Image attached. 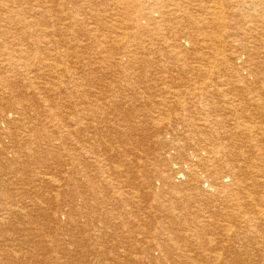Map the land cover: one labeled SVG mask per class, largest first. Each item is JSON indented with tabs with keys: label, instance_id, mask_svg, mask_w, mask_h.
Instances as JSON below:
<instances>
[{
	"label": "bare ground",
	"instance_id": "bare-ground-1",
	"mask_svg": "<svg viewBox=\"0 0 264 264\" xmlns=\"http://www.w3.org/2000/svg\"><path fill=\"white\" fill-rule=\"evenodd\" d=\"M13 2L17 6H10ZM0 24V50L11 49V53L0 52V147L7 151L4 158L0 156V232L11 229L14 233L19 232L24 239L23 243L17 242V238L7 233L0 235V264H7L4 261L20 264L31 258L33 252L49 250V235L45 240L39 239L38 237L44 236L43 233L36 236V228L30 225L46 214L39 210L43 203L48 205L57 201V193L81 198L85 208L68 213L67 223H61L59 211L53 214L55 223L64 233H60L61 237H57L50 246L67 251L68 256L81 253L80 256L83 254L85 257L84 263L126 264L131 261V254L127 255L128 252H125L128 247L121 244L134 243L139 246V236L145 239L144 235L153 228L139 224L138 229L134 226L135 230H132V227L129 229V226L124 225L126 231L123 233L128 231L130 238L124 234L122 236L121 232V236L128 240L117 241L121 238L118 228L113 224L117 219H121V214L119 215L120 211H115L116 206L123 202H127V205L152 202V213L140 209L136 214L131 208L133 218L122 221L123 224L166 222L168 225V228L155 231L157 237L166 235L168 241L173 239L174 241L169 243L172 245L173 242L174 246L164 239L166 243H159L152 252L147 249V254H144L146 264H166L169 259H174L173 264H202L201 259L204 257L216 258L215 264H264V147L257 152L259 154L253 155L255 157L251 160L246 153L239 152L241 149L243 151V146L240 149L230 146L234 145V141L241 143L246 140L253 143L261 132L264 136V0H0ZM12 31H17V35ZM145 39L149 44L145 43ZM93 45H97L95 50L98 55L105 54L104 59L108 57L107 60L114 64L110 67H125L123 73L126 78L124 77L125 83L122 84L126 88L119 89L125 90L122 94L123 101L116 96L121 94V91L112 89L113 92L109 94L110 88L104 86L97 92L99 95H91L95 90L90 77L93 74L91 71L100 72V65H107L96 62L97 59L94 62L95 55L88 61L91 49H87ZM41 47V53L45 52L46 61L50 63L47 65L50 76H58V83L61 75L59 73L68 61L66 58L70 59L72 56L79 60L78 66L74 65L71 81L60 82L61 91L57 87L50 90L54 96L59 97H55L56 100L60 99L63 89L69 94L83 93L88 98L75 106L71 114L62 116L58 103L50 100L44 93H39L44 88L38 89L36 83V87L29 85L30 81L38 79L39 73L36 71L41 72L45 67L43 65L44 67L39 69L41 63H32V66L28 63L29 60L33 61L31 56L35 59L34 50L38 51ZM120 47L124 51H119ZM134 48H141L140 51L143 52L139 53ZM27 56L30 58L27 59ZM139 63L145 67H142L145 69L144 79L135 84L136 81L134 83L132 76L129 78L127 72L133 71L134 66ZM113 68H110L111 71ZM107 71L104 75L108 74ZM79 75L82 77H76ZM86 75H89V78L83 79ZM113 77L115 75L111 78ZM205 79L221 85L219 90H211L212 86H207ZM14 82L19 84L13 85ZM26 84L31 88L29 91L23 89ZM158 84L162 85V88H159ZM236 85L242 89L248 87V93L247 90L240 92L239 88L238 91L232 92L237 90ZM232 86L235 87L232 89ZM223 87L225 89H221ZM47 91L49 92L48 89ZM136 103L141 107L145 105L142 108L151 109L147 114H143L145 117L136 115L138 117L134 118V121L131 117L132 134L139 135L149 131L151 133L152 129L158 130L157 125L160 126L162 119H175L173 121L180 128L170 132V140L183 143L179 148L173 149L176 152L174 154L165 152L164 158L148 160L147 164L144 161L142 168L137 164L136 167L146 170L143 172L142 184L137 181V172L134 174L138 168L134 170V167L133 173L130 174L132 177H129L128 170L132 167H127L132 163L129 164L128 160V165L126 157V161L122 160L124 162L117 167L110 165L116 163V159L123 158L131 149L125 145L113 147L111 141L114 142L117 138L130 139L129 135L123 136L128 127L124 124L128 122L125 117L129 113L124 109L132 110L131 107ZM2 110L8 111L12 116L1 113ZM182 116H189L192 120L185 121ZM61 126L71 129L77 135L88 128L90 132L82 137L85 138L83 140H73L74 143L77 142L73 147L67 140L72 132L65 137L66 132L64 133ZM98 137L101 140H97ZM7 144L11 145L10 150L7 149ZM30 145L36 146L32 152L47 151L51 153L49 155L56 156L57 160L53 162L61 163L60 174L58 173L60 180L52 176L47 177L45 173H41L44 177L37 179L39 173H36V176L33 175V182L38 185L37 188L31 189V184L29 188L25 186V190L17 188L19 181L23 180L22 177H9L8 182L4 180V176L16 173L17 169L6 173L3 166L9 161H18L24 157L22 150ZM72 148H75V153L70 154ZM118 150H122L124 154L120 156ZM127 156L132 157L131 154ZM25 158L23 162L31 171L41 165H45V168L50 165ZM50 160L52 159L49 158L48 161ZM240 160L242 162L236 163ZM76 161H81L83 168L82 165L76 164ZM130 161L133 162L131 159ZM61 167L64 169H60ZM46 169L48 170V167ZM50 173L53 175L52 171ZM122 177H127V180L123 181ZM25 180H31L32 183L31 178L26 177L23 181ZM77 183L85 186V190L76 188ZM42 189L46 190V194L39 193ZM34 193L36 196L33 198ZM29 195H32L30 199ZM18 197H21V200ZM59 200L60 198L57 207L61 205ZM205 200L206 203L210 200L211 204L207 205L209 213L205 211L209 215L203 213L207 216L202 219L204 216L193 215L195 209L192 208ZM8 202H13L12 206H4ZM66 202L62 205H67ZM123 210L127 209L123 207ZM126 214L129 213L125 212ZM77 217L82 218L86 228H89L79 232H86L83 242H93L89 244L93 247L88 250L86 247L80 249L75 246L77 240L72 238L73 232L68 233L67 228L65 229V226H72L73 222L78 220ZM16 219H19V222L31 223L30 227H26L25 235H22V225L25 224L22 222L17 225ZM235 221L247 225L239 230L233 226ZM221 222L229 224L221 225ZM209 225H215L214 229L208 228ZM39 228L38 226L37 229ZM191 232L201 240L198 242L199 248L197 247L204 253L203 257L200 256L201 259L196 253L195 256L188 251L191 247L193 251L195 249L189 244L194 241L189 235ZM231 235L238 240L240 247H236L234 254L229 255L232 253L230 246L222 242L232 241ZM186 242L189 245H186ZM20 243H23L21 248L25 252L16 253L14 249ZM36 245H39V248H35ZM181 245L186 246V249L179 248ZM122 247L126 254L120 251ZM222 252L231 259L218 261L223 256ZM87 254L95 256L94 263L90 262ZM98 256H103L105 260ZM132 261L134 263V260ZM53 263L70 264L60 256L40 260V264ZM210 263L212 264V261Z\"/></svg>",
	"mask_w": 264,
	"mask_h": 264
},
{
	"label": "rangeland",
	"instance_id": "rangeland-1",
	"mask_svg": "<svg viewBox=\"0 0 264 264\" xmlns=\"http://www.w3.org/2000/svg\"><path fill=\"white\" fill-rule=\"evenodd\" d=\"M10 6H17L16 5V3H11L10 4ZM15 21H16V19H15ZM1 25V24H0ZM19 29H21V28H19ZM12 32H14L16 35H17V31H12ZM135 38V37H134ZM169 39V38H168ZM148 40V39H147ZM29 41H31V39L29 40ZM145 43H146V39H145ZM146 44H149L148 43V41H147V43ZM95 45V44H94ZM91 46V48H88L87 50L89 51L90 49L92 50H90L89 52L91 53L90 54V56L88 57V56H86V57H88V61H89V59L90 58H92V56L93 55H95V56H93V61L95 62L96 61V59H97V61L96 62H101V64L103 63V64H107L106 66L110 69V68H113L114 66H112V67H110L111 65H114V64H112V63H110L108 60H109V58L107 57V59L105 58L104 59V57L106 56L105 54H104V56L102 55H98L97 54V51L95 50V49H97L98 47H97V45L96 46ZM105 46H107L106 44H104ZM229 45H230V42H229ZM102 47H105V46H103V45H101ZM97 47V48H96ZM93 48V49H92ZM43 47H41L39 50H41V51H37V50H34V52H35V55L36 56H34L35 57V59L37 60H35V59H33L32 58V56H31V58L29 57V56H27V59L28 58H30L31 60H33V61H30L29 60V62H28V60H27V62L28 63H30V65L32 64V65H34V64H37V63H41L40 65H39V69L41 68V67H44V69H43V71H41V72H38V71H36L37 73H39V76H38V79H34L33 81H30L29 82V85L31 84V85H34L35 87H36V85H37V88L38 89H41V88H44V89H41V92L39 91V93L40 94H43L44 93V95L45 96H48L49 97V99L50 100H54V101H56V103H58V108H59V110H61L60 112H61V114H62V116H65L66 114H68V113H72L73 112V110H74V108H75V106H77V105H79L83 100H86V99H88V98H86V96H84L83 95V93H73V94H69V93H66V89H63L62 90V93L60 94V99L59 100H56L55 99V97L56 96H54L53 94V91H50V90H55V88L57 87V89H59L60 91H61V83L63 82V81H71V78H72V76H73V72L72 71H74V69H75V67H76V65L78 66V62H79V60H78V58H74V57H69L70 59H68V58H66V61H67V64H68V66H67V64L66 65H64L65 66V68H63V71H60V73H59V75H60V82L58 83V76H56V77H51L50 76V71H49V68H48V64H50L48 61H46V58H45V52L44 53H41V52H43ZM132 49V48H131ZM121 50H123V48L121 49V47H120V49H119V51H121ZM134 50H137V52H139V53H141V52H143V51H140V50H142L141 48H134ZM1 51H4V52H6V53H11V49L10 48H3L2 50H0V52ZM44 51H45V48H44ZM62 51H65L64 49H62ZM124 51V50H123ZM37 52V53H36ZM94 54H93V53ZM96 52V53H95ZM136 52V53H137ZM38 55H40V56H38ZM44 56V57H43ZM37 57H39V58H37ZM43 57V58H42ZM98 57V58H97ZM41 58V59H40ZM44 58H45V61H44ZM72 58H74V59H72ZM99 58L102 60H99ZM43 59V60H42ZM104 59V60H103ZM39 60V61H38ZM41 60V61H40ZM76 60V61H75ZM78 61V62H77ZM104 61H108V63L110 64H108L107 62L105 63ZM42 62H43V64H42ZM48 62V63H47ZM73 65H72V64ZM72 66H71V65ZM129 64V63H128ZM140 64V65H139ZM138 65H136V66H134V68H133V71H129V72H127L128 73V75H130L129 76V78L131 77V80L133 79V82L134 81H136V83L135 84H139V82H141V81H143V79H144V77H143V75H144V71H145V69H143L142 67H144L141 63H139ZM31 65V66H32ZM44 65V66H43ZM48 65V66H47ZM74 65H75V67H74ZM67 66V67H66ZM71 66V67H70ZM104 65H100V72H98L99 70H97V72H96V70H94V71H91L93 74L92 75H90V77H92L91 78V81H92V86H93V89H95V90H93L92 91V94L91 95H99L97 92L100 90V89H103L101 86H104V87H109L110 89H109V94L111 93V92H113L112 91V89L113 90H117L116 92H120L121 91V94H119L118 93V95L116 94V96L118 97L119 96V100L121 101H123V93H124V91L125 90H119V89H121V88H123V89H125L126 87H123V85L124 84H122V83H125V82H123L124 81V77H125V75H124V70H126L125 69V67H123V66H116L115 68H113V70L111 71V69L110 70H106V69H108L106 66H104V67H106V68H104L103 67ZM139 66V67H138ZM70 69H69V68ZM124 69H123V68ZM127 67V66H126ZM140 67H141V69H140ZM46 68V69H45ZM71 68H73V70L71 69ZM127 68H130V67H127ZM145 68V67H144ZM102 69H104V70H106L107 71V75H104L105 74V72L106 71H104V70H102ZM120 69V70H119ZM143 69V71H141ZM83 70H86V69H83ZM82 70V71H83ZM102 70V71H101ZM114 70H116V72H118L119 74H117L116 72L114 73ZM80 71V70H79ZM121 71V72H120ZM137 71V72H136ZM33 72H35V71H33ZM35 72V73H36ZM43 72V74H41ZM45 72H47V73H45ZM86 72V71H85ZM104 72V73H103ZM111 72H113V73H111ZM141 72H143V73H141ZM35 73H33L34 75H35ZM99 73V74H98ZM101 73V74H100ZM103 73V74H102ZM132 73H134V75L132 74ZM137 73V74H136ZM49 76H48V75ZM72 74V75H71ZM97 74H98V76H97ZM132 74V75H131ZM45 75V76H44ZM58 75V74H57ZM66 75V76H65ZM113 75H115V77L117 78H115V77H113V78H111ZM118 75H120V76H118ZM111 76V77H110ZM50 79H49V78ZM76 77H82L81 75H79V76H76ZM89 78V75H86L83 79H85V78ZM111 79H110V78ZM119 77V78H118ZM140 77V78H139ZM41 78V79H40ZM46 78H48V79H46ZM65 78V79H64ZM95 78V79H94ZM100 78H104L103 80H101ZM116 80H115V79ZM126 78V77H125ZM136 78V79H135ZM43 79H44V81L46 82V83H44V81H43ZM52 79V80H51ZM57 79V80H56ZM98 79H100V80H98ZM106 79V80H105ZM120 79V80H119ZM50 82H49V81ZM97 81L96 83L94 82L93 83V81ZM139 80V81H138ZM206 80V79H205ZM204 80V81H205ZM35 81V82H34ZM43 81V82H42ZM54 81H57V82H54ZM100 81V82H99ZM102 81V82H101ZM31 82H33V83H31ZM117 82V83H116ZM19 84L18 82H14L13 83V85H17V84ZM34 83H36V85L34 84ZM47 83H49V85L47 84ZM58 83V84H57ZM100 83V84H99ZM119 83V84H118ZM205 83L207 84V86L208 85H210L209 87H211L212 89L211 90H213V91H215V90H219V88H220V86L221 85H218V83H211V81L209 80V79H207L206 81H205ZM28 84V83H27ZM27 84L25 85L26 87H27V89H25L26 87L24 86L23 87V89L24 90H28L29 91V89H31L30 88V86H27ZM42 84V85H41ZM44 84L46 85V86H44ZM60 84V85H59ZM102 84V85H101ZM135 84H133V86L135 85ZM216 84V85H215ZM54 85V86H53ZM95 85V86H94ZM97 85H98V87H97ZM159 85V88H162L161 86H160V84H158ZM218 85V86H217ZM39 86V87H38ZM51 86V87H50ZM122 86V87H121ZM215 86V87H214ZM217 86V87H216ZM235 86H232V89L234 88ZM192 89H193V87H191ZM238 88H239V91L240 92H245L246 90V92L248 93V87L246 88V89H242L239 85H236V88L235 89H237V90H234V91H232V92H236V91H238ZM241 88V89H240ZM47 89L49 90V92L47 91ZM56 89V91L57 92H59L58 90ZM130 89H132L133 90V88H130ZM221 89H225V87H223V88H221ZM230 89V88H229ZM231 89V90H232ZM87 91L89 90L88 88L86 89ZM132 90L130 91L131 93H132ZM209 91H211L210 89H208ZM231 90L229 91V92H231ZM244 90V91H243ZM95 91V92H94ZM213 91H211V92H213ZM115 92V93H116ZM94 93V94H93ZM126 94H127V92H125ZM76 94V95H75ZM69 95V96H68ZM72 95V96H71ZM41 96V95H40ZM78 96V97H77ZM84 96V97H83ZM62 97V98H61ZM56 98H59V97H56ZM73 98V99H72ZM69 100V101H68ZM64 101V102H63ZM72 101V102H71ZM74 101V102H73ZM66 102V103H65ZM61 104V105H60ZM121 104V103H120ZM126 104H128L127 102H126ZM134 105V104H133ZM138 105V107H136ZM134 107V108H133ZM141 106H140V104H138V103H136L134 106H132L131 108H132V110L129 108L128 110L125 108L124 109V111L127 113V111L129 112V113H131V114H129V113H127V115H126V117H125V119L127 118V121L128 122H126V123H124L125 124V127H127L126 129H125V133L123 134V136H130L129 138L130 139H121V138H117V139H115L114 140V142L113 141H111L113 144H112V146L113 147H122V145H123V147H124V145H125V147H127L128 149H130V150H128V154L127 153H125L126 155H123L124 154V152L122 151V150H118V151H120L119 153H121L120 154V156L121 155H123V158H119V160L118 159H116V163H110V165H113L114 167H117L119 164H122L124 161H122V160H124L125 159V161H126V158H127V161H126V163L128 164V160H129V164L130 163H132L131 164V166L129 165H127L126 167H127V169H129V168H131L132 167V169L130 170H128V171H130L129 172V175L130 174H132L133 173V168H134V170H136L138 167L140 168L142 165H143V163H144V161H145V163L147 164L149 161H151V160H153V159H156V160H158L159 158H164L165 156H166V154H165V152H172L173 154L174 153H176L175 152V150H173L174 148H179L180 147V145H183V143L181 142V143H178V141H174V140H170V136L172 135H170V132L172 133V130H177V129H179L180 127H178L177 125H176V123H175V121H173V120H175V119H172L171 121L170 120H163L162 119V121H160V126L159 125H157V127H158V130H156L155 131V129H152L151 130V133H150V131L149 132H145L144 134H141V133H139V135H136V134H132V132H133V130H131V125H130V123H131V120L133 119V121H134V118H137L139 115H142L143 117H145L144 115H145V113L147 114L148 113V110L149 109H151L150 107H148V108H142V107H145V105L144 106H142L141 108H140ZM61 108V109H60ZM71 108V109H70ZM133 109H135V110H133ZM72 110V111H71ZM144 110V111H143ZM69 111V112H68ZM131 111H133V112H131ZM140 111H141V113H140ZM1 113H6V115H9V116H12V114H10L8 111L6 112L5 110H2L1 111ZM70 113V114H71ZM173 113V112H172ZM144 114V115H143ZM125 115V113L123 114V116ZM135 115V116H134ZM136 115H138V116H136ZM141 116V118L140 119H142L143 117ZM131 117H133L132 119H131ZM183 117V119L186 121H189V120H192V118L191 117H189V116H182ZM118 118V117H117ZM139 119V120H140ZM120 120L122 121L123 119L122 118H120ZM138 120V119H137ZM163 121H165V122H163ZM167 121H168V123H167ZM55 122H58V121H55ZM128 123V124H127ZM129 125H130V127H129ZM61 127H63V126H61ZM165 127H167V129L165 128ZM64 128V133H65V137H67V136H69V134H71V132H72V130L71 129H69V128H67V127H63ZM66 128V129H65ZM130 128V129H129ZM127 129H128V131H127ZM162 129V131L163 132H165L164 134L162 133V131H160ZM164 129V130H163ZM165 129H166V131H165ZM75 130V129H74ZM129 130L131 131V132H129ZM170 130V131H169ZM127 131V132H126ZM153 131H155V133L153 132ZM89 128L86 130V131H83V132H80L78 135L77 134H75L74 132H72V134H71V136L67 139L68 140V142H70V144H71V146L73 145V147H74V144H76V143H74L75 141H73V140H76V141H78V140H81V138L84 136V135H88L89 134ZM149 133H150V135H152L153 134V136L151 137L150 135H149ZM168 133V134H167ZM262 133L263 132H261V136L259 135V138L258 139H255L256 141H253V143L251 142H246V140H245V142H237L236 143V141H234L233 143H234V145H230L231 147L233 146V147H239V149L240 148H242V146H243V151H242V149L239 151V152H243L244 154L246 153L250 158H251V160H252V158L254 159V157L255 156H253V155H257V154H259V153H257V152H259V150H262V148L264 147V136L262 135ZM141 134V135H140ZM165 134H166V138H165ZM135 138V139H133V137ZM136 136H138L137 138H136ZM140 136V137H139ZM141 136H143L144 138L145 137H147V136H149V137H147V138H141ZM132 138V139H131ZM165 138V139H164ZM83 139H85V138H82V140ZM141 139V140H140ZM144 139V140H143ZM168 139V140H167ZM249 139H251V138H249ZM249 139H248V141H249ZM97 140H101V138H97ZM131 140L133 141V142H131ZM135 140H137V141H135ZM155 140V141H154ZM253 140V138L251 139V141ZM262 140V141H261ZM93 142L95 141L94 139L92 140ZM118 141H119V143H118ZM129 141V142H128ZM138 141H140V142H138ZM257 141H259V142H257ZM58 142V141H57ZM135 142V143H134ZM174 142V143H173ZM176 142V143H175ZM256 142L258 143V145L256 144ZM120 143H121V146H119L120 145ZM134 143V144H133ZM249 143V144H248ZM115 144V145H114ZM136 144H138V145H136ZM193 144V143H192ZM236 144V145H235ZM237 144H238V146H237ZM247 144V145H246ZM260 144H262V145H260ZM166 145H168V146H166ZM173 145V146H172ZM251 145V146H250ZM253 145V146H252ZM256 145V146H255ZM129 146V147H128ZM132 146V147H131ZM137 146V147H136ZM166 146V147H165ZM193 146V145H192ZM241 146V147H240ZM258 146V148L256 149V147ZM11 148V145L10 144H7V149H9L10 150V148ZM169 147V148H168ZM230 147V148H231ZM250 147H252V148H250ZM47 148V147H46ZM132 148H134V149H132ZM34 149H36V146L35 145H30V146H27V147H25L23 150H22V153H23V156L24 157H22L21 159H19L18 161H9V162H7V164L5 165V166H3L4 168H5V171H6V173H11L13 170H15V169H17V172L16 173H12V175H8L7 177L6 176H4V180L6 181V182H8V178L9 177H11L12 179H14L15 178V176H18V177H22V179L24 180L26 177L28 178V179H32V183H31V180H30V182H29V180H25V181H19V184L17 185V188L18 189H24L25 190V186H27L26 188H29L28 186L29 185H31L32 184V188L31 189H33V188H37L36 186H38V185H36V184H34V182H33V179H34V177L36 176V173H39V174H37V179L39 178V177H44V176H42V174L41 173H43V175H44V173H45V176H47V177H50V176H52V177H55V178H57L58 180H60L61 178H60V176H59V174H60V170H59V165L61 164L60 163V161L59 162H53V161H56L57 160V158H56V156L54 155V154H52V155H49V154H51L50 152H47V151H44V152H32ZM136 149V150H135ZM246 149V150H245ZM254 149H255V151H254ZM264 150V149H263ZM55 151V150H54ZM53 151V152H54ZM131 151H133L132 153H131ZM136 151V152H135ZM251 151V152H250ZM254 151V152H253ZM6 150H5V148L4 149H1V147H0V156H2L3 158L5 157V154H6ZM52 152V153H53ZM73 153H75V148H72L71 150H70V154H73ZM129 154H131V156L133 157H129V156H127V155H129ZM137 154V155H136ZM49 155V156H48ZM134 155V156H133ZM149 156V158L147 157V156ZM8 156H10V154L8 155ZM11 157V156H10ZM25 157H27V158H30V159H33V160H37L38 162H40V163H45V164H50V165H47L46 166V168L48 167V170L44 167L45 165H41L40 167H37L36 169H34V168H32V171H31V169H29L28 170V168H26V166H25V164L26 163H24L23 161L26 159ZM126 157V158H125ZM129 157V158H128ZM134 157H135V159H134ZM147 157V158H146ZM52 159V160H50V161H48V159ZM130 159L134 162H136V161H138L137 163H133V162H131L130 161ZM141 159V160H140ZM143 159V160H142ZM242 160H243V158H241ZM149 160V161H148ZM242 160H240V161H237L236 163H239V162H242ZM141 161H143V162H141ZM197 162L195 161L194 162V164H196ZM263 163H264V159H263ZM76 164H79V165H82V162L81 161H76ZM140 165V166H138V165ZM132 165H134V166H132ZM83 166L84 165H82V168H83ZM136 166H138V167H136ZM51 167V168H50ZM56 167V168H55ZM58 168V169H57ZM63 167H61L60 169H62ZM137 169V170H139V171H134V174L136 173V177H137V181H138V183L140 182L141 184L143 183V180H144V177H143V172L144 171H146L145 169ZM142 168V167H141ZM50 169V170H49ZM64 169V168H63ZM39 170V171H38ZM45 170H47V171H45ZM53 170H54V172H53ZM56 170H58L57 172H56ZM28 171V172H27ZM50 171H52V173H53V175L50 173ZM150 171H152V168L150 169ZM48 172V173H47ZM132 172V173H131ZM5 173V174H6ZM18 173V174H17ZM59 173V174H58ZM40 174H41V176H40ZM51 174V175H50ZM137 174H139V175H137ZM140 174H142V175H140ZM33 175H35V176H33ZM49 175V176H48ZM59 177V178H58ZM129 177H132L131 175L129 176ZM142 178V179H141ZM122 180L123 181H125V180H127V177H122ZM133 179H131V181H132ZM2 181H0V183H1ZM21 182V183H20ZM139 183V184H140ZM38 184V183H37ZM43 185H45V184H43ZM11 186V185H10ZM41 186V185H40ZM75 186V185H74ZM76 188H80V189H82V190H85V186H82L81 184H78L77 183V185L75 186ZM12 188V187H11ZM43 188H45L44 186H43ZM47 189H49L48 188V186L46 187ZM44 190V191H43ZM11 191V190H10ZM37 191V190H36ZM42 191V192H41ZM41 191H39V193L40 194H43L44 192V194H46V190L45 189H42ZM35 192V191H34ZM54 192H56V191H54ZM57 193V192H56ZM35 195H33V198L36 196V193H34ZM18 195V194H17ZM32 196V195H31ZM31 196L29 195V199L31 198ZM56 197H59L60 198V200H59V202L61 203V205L59 206V207H57V202H58V199L59 198H57V201H53V203L52 204H46V203H43V205L40 207V209L39 210H42V211H44L46 214H43V215H41L40 217H39V219L37 220V222H32L33 224L32 225H30V224H27V222H23L25 225H22V227H24V231H23V233H22V235H25L26 234V227L28 226V227H30V226H32L33 228H36V230H37V233H35L36 234V236L38 235V233H43V237H38L39 239L40 238H43L44 240L45 239H47V236L49 235V238L47 239L48 240V248H49V250H47V251H45V252H43V251H41V252H33V253H31V258H29V259H27V261H24L23 263H20V264H40V260L41 259H47L48 257H55L56 258V256H60V258L62 257V260H65V261H69V263L70 264H77V263H79V264H82V263H84V258L85 257H83L84 255L82 254V256H80V254H75V255H71V256H68L67 255V251H65V250H62V249H59V250H57V249H54L53 247H51L50 246V243L51 242H54V241H56L58 238L57 237H61V234H63L64 232L62 231V230H60V227L57 225V223H55L56 221L53 219L54 218V213L56 214L58 211H59V217H60V219H61V223L63 222H65V223H67L68 222V217H67V214L69 213H74V212H76L77 210H79V209H83V208H85V205H83V203H82V199L81 198H79V197H75V196H73V195H71V194H66V195H61V194H56ZM75 197V198H74ZM19 198V200H21V197H18ZM74 199V201H72ZM32 200V199H31ZM67 201V202H66ZM167 201V200H166ZM165 201V202H166ZM206 201L207 200H205V201H203V202H200L201 204H199V202L197 203V204H195L194 205V208H192V209H195V210H193V211H195V212H193L194 214L193 215H198V216H204V218H202V219H205V217L207 216V215H209L208 213H209V206H207L208 205V203H210L211 201L210 200H208L209 202L208 203H206ZM63 202H66L67 203V205H62V203ZM162 202H164V200H162ZM0 203H2V201L0 202ZM124 203V202H123ZM123 203H121V205L123 204ZM151 203L152 202H149V203H145V202H142L141 204H140V202H138V203H136L137 204V206H136V204L134 203V204H129V205H127L128 203L126 202L125 204H123L124 206V208L125 209H127V210H123V207L121 206V205H117L116 206V212H119V215L121 214V216L119 217V218H121V219H117V221L116 222H114L115 224H113L114 226H116L117 228H118V234L120 235V238L121 239H119V240H117V241H121V240H124V239H126V240H128L127 238H124L125 236L127 237L128 235H130V233L127 235V233H128V231H127V233H123V231H126V228L125 227H123L124 225L125 226H129V229L131 228L132 230H135V229H138L140 226H138L137 227V225H139V224H142L144 227H146V228H153L154 229V231L155 230H162L163 228H168V225H166L165 223L166 222H127V224L125 223V224H123V222L122 221H127V220H131V218H133V209L135 210V212H136V214L138 213L137 212V210H140V209H144L145 211H147V212H149V213H152L151 211V209H150V206H152L151 205ZM12 204H13V202H8V203H5L4 204V206H12ZM20 204V203H19ZM30 204V203H29ZM139 204V205H138ZM203 204H204V207H203ZM211 204V203H210ZM25 205V204H24ZM23 205V206H24ZM147 205H149V206H147ZM129 208H128V207ZM132 206H135V207H132ZM138 206H140V207H138ZM196 206V207H195ZM0 207H1V205H0ZM121 207V208H120ZM208 207V208H207ZM131 208H133L132 209V211H130V209ZM139 208V209H138ZM203 208V210H201ZM19 209H21L20 207H19ZM147 209V210H146ZM149 209V210H148ZM206 209V210H205ZM212 209V208H211ZM210 209V210H211ZM123 210V211H122ZM129 210V211H128ZM151 210V211H150ZM197 210V211H196ZM60 211H62V213L60 214ZM122 211V212H121ZM204 211V212H203ZM205 211H207V212H205ZM216 211H218V209L216 210ZM239 211V210H238ZM125 212H128L129 214H126L125 215ZM200 214H199V213ZM202 212V213H201ZM222 212V211H221ZM157 213V212H156ZM203 213H207V215H203ZM50 214V215H49ZM122 214H124L123 216H122ZM0 215H2V213H0ZM154 215V214H153ZM163 215V214H162ZM161 215V216H162ZM47 216H52L51 217V219H50V217H47ZM131 216V217H130ZM123 218V219H122ZM77 219L78 220H76V222H73V224H72V226H70V227H66L65 226V229L67 228V230H68V233L69 232H73V234H72V238H76L75 240H77V242H76V244H75V246H77V247H79L80 249H84L85 247H86V249L88 250L89 248H91V247H93L92 245H89V244H92L93 242L92 241H89V242H83V238H84V235L86 234V232L85 233H79L80 231H82V230H85V229H89V228H86L87 227V225L85 224V222L83 221V219L82 218H80V217H77ZM16 222H17V225H20V224H22V222H19V219H16L15 220ZM120 221V222H119ZM49 222V223H48ZM54 222V223H53ZM236 222V221H235ZM234 222V223H235ZM51 223V224H50ZM137 223V224H136ZM233 223V226H235L236 227V229H242V228H244L246 225L243 223V222H236V224H234ZM120 226H119V225ZM129 224V225H128ZM136 224V225H135ZM164 224V225H163ZM194 224H195V222H194ZM226 225V224H229V223H227V222H221V225ZM30 225V226H29ZM141 225V227L143 228V226ZM147 225V226H146ZM38 226L40 227L39 229H37L38 228ZM119 226V227H118ZM134 226H135V229H134ZM210 226V227H209ZM209 226H207L208 228H212V229H214L213 228V226H215V225H209ZM212 226V227H211ZM115 227V228H116ZM123 227V228H122ZM234 227V228H235ZM122 228V229H121ZM208 228H206V230L208 229ZM233 228V229H234ZM125 229V230H124ZM153 229H152V231H147V233L144 235V237H145V239L143 238V237H141V236H139V238L138 239H140L139 240V243L138 244H140L139 246L137 245H134V243H123V244H121V245H125L126 244V246L128 247L126 250H125V252H128L127 253V255L129 254H131L130 256H131V261H128L126 264H146L145 262V258H146V255L144 256V254H147V252H148V250L147 249H149V251L150 252H152L155 248H157L158 246H159V243H166V241H168L169 239H168V237L165 235V236H163V237H157V234H156V231H155V233H153L154 231H153ZM235 229V230H236ZM8 230H11V229H8ZM8 230H6V231H4V233H2V232H0V235H3V234H9V235H12L13 237H15V238H17V242H23L24 241V239L19 235V232L18 233H14V231L13 230H11V231H8ZM60 230V231H59ZM235 230L232 232V235H234V233H235ZM121 232H122V236H123V234L125 235L124 237H122L121 236ZM61 233V234H60ZM47 234V235H46ZM81 234V235H80ZM189 235H190V237L192 238V241L193 242H191V243H189L188 242V240H190L191 238L189 237V239L187 240L186 239V241L189 243V244H192V246L195 248L194 249V251H193V249H192V247L190 248V250H188V251H191V253L193 254V255H195V253H196V255L197 256H201V257H203V255H204V253H202V250H199L198 248H199V245H198V242H200L201 240L194 234V233H189ZM231 235V238H232V241L230 240H226V241H224V242H222V243H226V245H228V246H230V250L232 251V253L230 252L229 253V255H232V254H234L233 252L236 250V247H240V244H239V242H238V240H236L235 238H234V236H232ZM244 235H246V233L244 234ZM39 236V235H38ZM206 236V235H205ZM212 236V235H211ZM211 236H209L208 235V237H211ZM141 237V238H140ZM167 237V238H166ZM195 237H197L198 238V240H197V238H195ZM207 237V236H206ZM205 237V238H206ZM222 237V236H221ZM123 238V239H122ZM128 238H130V236H128ZM187 238V237H186ZM213 238H216L215 236H213ZM42 239V240H43ZM164 239H166V241L164 240ZM143 240V241H142ZM157 240V241H156ZM200 240V241H199ZM224 240V239H223ZM149 241V242H148ZM161 241V242H160ZM171 241H174L173 239H171L170 241H168V244L169 245H171V243H169V242H171ZM196 241V242H195ZM81 242V243H80ZM186 242V245H189L188 243ZM24 243V242H23ZM23 243H20L19 244V246L17 247V248H15L14 249V251L16 252V253H18L19 251H23L22 250V248H21V246H23ZM156 243V244H155ZM136 244V243H135ZM89 245V246H88ZM134 245V246H133ZM172 245L174 246V244H173V242H172ZM171 245V246H172ZM88 246V247H87ZM135 247V249H131V248H133V247ZM141 246V247H140ZM221 246V245H220ZM255 245H253V247H254ZM35 248H39V245L37 246H34ZM137 247V248H136ZM198 247V248H197ZM218 247H219V244H218ZM253 247L251 246V249H253ZM179 248H181V249H186V246H184V247H182V245H181V247H179ZM220 248V247H219ZM218 248V249H219ZM131 249V250H130ZM141 249V250H140ZM153 249V250H152ZM199 251H198V250ZM123 250V247L120 249V251H122ZM249 250V249H248ZM124 251V250H123ZM122 251V252H123ZM216 252H219L218 250H215ZM23 252H25V251H23ZM135 252V253H134ZM142 253V254H141ZM186 253V252H185ZM190 253V255L191 256H193L192 254ZM197 253H199V255L197 254ZM223 253V256H221V260H218V261H221L222 262V259H223V261L226 259V258H228V259H231V257H227V255H226V253L225 252H222ZM122 254H126V253H122ZM158 253H156V255H157ZM134 255V256H133ZM195 255V256H196ZM212 255H214V254H212ZM216 256V255H215ZM81 257V258H80ZM83 257V258H82ZM87 257L89 258V259H91L90 260V262L91 263H94V258H95V256H91L90 254H87ZM99 258H101V259H104V257L103 256H98ZM103 257V258H102ZM137 257V258H136ZM158 257V256H157ZM194 257V256H193ZM201 257H200V259H201ZM64 258V259H63ZM70 258H72V259H70ZM205 258L206 257H204L203 259H201V260H203V262H202V264L203 263H205V264H211L210 262L212 261V264H213V261H214V264L217 262L216 260V258H213L212 259V257H209L210 259H211V261H209L210 259L209 258H206V260H205ZM88 259V260H89ZM195 259V258H194ZM193 259V260H194ZM105 260V259H104ZM132 260H134V263H133V261ZM207 260H208V262H207ZM0 261H2V260H0ZM80 261V262H79ZM188 262H189V260H187ZM192 261V260H191ZM216 261V262H215ZM9 262V261H8ZM8 262H6V261H4V263H7V264H9ZM86 262V261H85ZM89 263V262H88ZM87 262L86 263H84V264H88ZM167 263L168 264H173L174 263V259H169V260H167ZM166 263V264H167ZM53 264H56V263H53ZM184 264H186V263H184Z\"/></svg>",
	"mask_w": 264,
	"mask_h": 264
}]
</instances>
